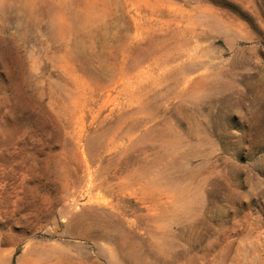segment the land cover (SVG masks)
Wrapping results in <instances>:
<instances>
[{"label":"rangeland","instance_id":"1","mask_svg":"<svg viewBox=\"0 0 264 264\" xmlns=\"http://www.w3.org/2000/svg\"><path fill=\"white\" fill-rule=\"evenodd\" d=\"M0 264H264V0H0Z\"/></svg>","mask_w":264,"mask_h":264}]
</instances>
